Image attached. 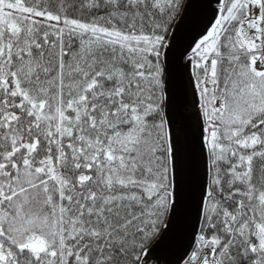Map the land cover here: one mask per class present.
I'll return each mask as SVG.
<instances>
[{"label": "snow or ice", "instance_id": "6c2138e0", "mask_svg": "<svg viewBox=\"0 0 264 264\" xmlns=\"http://www.w3.org/2000/svg\"><path fill=\"white\" fill-rule=\"evenodd\" d=\"M0 264H264V0H0Z\"/></svg>", "mask_w": 264, "mask_h": 264}]
</instances>
